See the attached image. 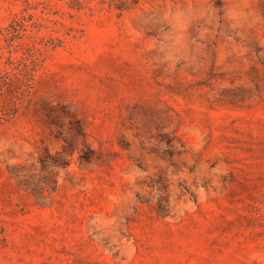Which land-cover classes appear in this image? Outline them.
<instances>
[{
    "label": "rangeland",
    "instance_id": "rangeland-1",
    "mask_svg": "<svg viewBox=\"0 0 264 264\" xmlns=\"http://www.w3.org/2000/svg\"><path fill=\"white\" fill-rule=\"evenodd\" d=\"M0 264H264V0H0Z\"/></svg>",
    "mask_w": 264,
    "mask_h": 264
},
{
    "label": "trees",
    "instance_id": "trees-1",
    "mask_svg": "<svg viewBox=\"0 0 264 264\" xmlns=\"http://www.w3.org/2000/svg\"><path fill=\"white\" fill-rule=\"evenodd\" d=\"M134 2H137V0H133ZM127 2V1H126ZM126 2H123V4H126Z\"/></svg>",
    "mask_w": 264,
    "mask_h": 264
}]
</instances>
